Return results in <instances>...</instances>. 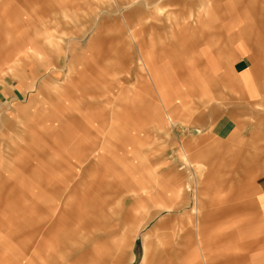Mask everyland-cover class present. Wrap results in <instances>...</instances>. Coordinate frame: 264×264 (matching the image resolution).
<instances>
[{
  "label": "rangeland",
  "instance_id": "374dc122",
  "mask_svg": "<svg viewBox=\"0 0 264 264\" xmlns=\"http://www.w3.org/2000/svg\"><path fill=\"white\" fill-rule=\"evenodd\" d=\"M146 249L264 264V0H0V264Z\"/></svg>",
  "mask_w": 264,
  "mask_h": 264
},
{
  "label": "crops",
  "instance_id": "0c3cea01",
  "mask_svg": "<svg viewBox=\"0 0 264 264\" xmlns=\"http://www.w3.org/2000/svg\"><path fill=\"white\" fill-rule=\"evenodd\" d=\"M242 61H244L246 64H247V66L245 67V70L244 71H249L250 69H251V66L248 64V60H249V57H247V58H240ZM235 69L237 70L238 68H237V66L235 67ZM221 125V124H220ZM179 195V194H178ZM177 195V192H176V196H178ZM124 204V203H123ZM122 204V205H123ZM169 204V202H168V200H164L161 204H157V205H160V206H167ZM175 206H182L184 203L183 202H179V200H178V202H176V203H173ZM172 204V205H173ZM135 210H137L136 208H134ZM138 212H139V218H141L140 217V211L139 210H137ZM154 215V216H153ZM187 215V214H186ZM186 215H183V216H186ZM189 215V214H188ZM152 217H150V218H155V213L154 214H152L151 215ZM174 216H176V215H174ZM172 217V216H171ZM171 217H169V218H171ZM178 218H181V217H179V216H177ZM205 218H211L210 216H205ZM164 220V223H165V227H166V222H165V219H163ZM146 222V221H145ZM148 223V222H147ZM147 225V224H146ZM192 233V232H191ZM207 247H208V245H207ZM164 251V250H163ZM165 252V251H164ZM163 252V253H164ZM142 261V260H141ZM141 263V262H140ZM208 264H219V260H218V258H215V259H211L210 261H209V263Z\"/></svg>",
  "mask_w": 264,
  "mask_h": 264
},
{
  "label": "bare ground",
  "instance_id": "6f19581e",
  "mask_svg": "<svg viewBox=\"0 0 264 264\" xmlns=\"http://www.w3.org/2000/svg\"><path fill=\"white\" fill-rule=\"evenodd\" d=\"M147 224V222H145V225ZM155 228H158V229H165L166 227H165V224L163 223V221H162V219L161 220H159L158 221V223H157V225H156V227ZM200 248L202 249V245L200 244ZM169 250H173V248H168ZM165 251V250H164ZM163 251V252H164ZM165 252H169V251H165ZM163 254V253H162ZM169 254L171 255V254H173L172 253V251H170L169 252ZM148 256H149V252H148V250L146 249V256H145V258L143 259V262H142V264H148L147 263V261H148ZM160 259H162L161 257H159L157 260H160ZM206 263H207V261H206Z\"/></svg>",
  "mask_w": 264,
  "mask_h": 264
}]
</instances>
